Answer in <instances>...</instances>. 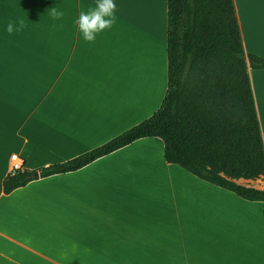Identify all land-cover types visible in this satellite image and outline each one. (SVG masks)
Here are the masks:
<instances>
[{
    "label": "crops",
    "instance_id": "0c3cea01",
    "mask_svg": "<svg viewBox=\"0 0 264 264\" xmlns=\"http://www.w3.org/2000/svg\"><path fill=\"white\" fill-rule=\"evenodd\" d=\"M233 1L245 51L264 58V0ZM114 2L116 22L86 41L75 21L96 0H0V264H264L231 234L235 219L251 224L264 251V225L239 217L249 208L264 224V201L166 162L159 137L3 193L12 154L40 172L160 108L167 0ZM51 7L64 15L53 20ZM248 74L264 147V68Z\"/></svg>",
    "mask_w": 264,
    "mask_h": 264
},
{
    "label": "trees",
    "instance_id": "16d2710c",
    "mask_svg": "<svg viewBox=\"0 0 264 264\" xmlns=\"http://www.w3.org/2000/svg\"><path fill=\"white\" fill-rule=\"evenodd\" d=\"M167 88L150 117L100 146L40 168L46 177L78 170L131 142L159 137L163 157L199 179L247 201L264 190L238 180L264 179V147L248 66L264 58L245 51L233 0H167ZM30 170L3 180L8 194L31 181Z\"/></svg>",
    "mask_w": 264,
    "mask_h": 264
},
{
    "label": "clouds",
    "instance_id": "9594fccd",
    "mask_svg": "<svg viewBox=\"0 0 264 264\" xmlns=\"http://www.w3.org/2000/svg\"><path fill=\"white\" fill-rule=\"evenodd\" d=\"M116 7L114 0H96L95 7L90 8L87 12L81 11L75 23L82 33L83 39L93 41L97 33L111 27L116 22ZM49 14L53 20H58L64 15L62 10H58L55 7L49 9ZM23 27L24 21L18 19L15 30L19 32ZM13 30L14 25L10 22L6 26V31L11 33Z\"/></svg>",
    "mask_w": 264,
    "mask_h": 264
},
{
    "label": "rangeland",
    "instance_id": "374dc122",
    "mask_svg": "<svg viewBox=\"0 0 264 264\" xmlns=\"http://www.w3.org/2000/svg\"><path fill=\"white\" fill-rule=\"evenodd\" d=\"M238 182H239V183H242V184H246V185H250V184H251V181H245V180H239ZM254 184L256 185V188H257L258 185H259L256 181H255ZM259 189H260V188H259ZM227 202H229V201H227ZM231 202H232V201H231ZM240 208H242L241 210H246V211H241L240 214H239V217L243 218V220H247V221L251 222L252 225H254V226H257V225H259V226L264 225L263 222L261 221L260 213L253 214L252 211H254V210H250L249 208L245 209L244 207H240ZM250 211H251V212H250ZM249 214H250V216H249ZM232 215L235 216L236 214H232ZM233 221H234V220H233ZM233 223H234V222H233ZM238 223H239V220H236V219H235V225H236V227H237V230H236L235 225L233 224V227H232V230H231V234L233 235L234 240L238 242V245H239L241 251H246L249 247L252 248L251 244L254 245V246H255V244L259 245L258 242H255V241H254V242H251V241H250V239H251V240H252V239H254V240H258V237L253 236V235H255V234H252V232H250V230H251L252 228L248 230V228L245 227V225H247V224H243V225H242V222H240V223H241L240 226H243V228H241V227L239 226V229H238ZM248 226H249V225H248ZM244 228H245V229H244ZM241 229H242L243 231H242ZM253 233H255V232H253ZM238 235H239V236H238ZM241 235H242V236H241ZM256 235H257V234H256ZM240 237H241V239H240ZM246 237H247V238H246ZM238 238H239V240H238ZM248 242H250V244H249ZM249 245H250V246H249ZM254 246H253L254 250L251 249L252 251H255V250L257 249V251L259 250V251L263 252V254H262V253H260V252L258 251V252H259L258 256H259V255H264V251H262L263 249L261 248V245H259L258 248H257V246H255V247H254ZM255 248H256V249H255ZM249 249H250V248H249ZM249 249L247 250V252H250V253L252 254V252L249 251ZM257 251H255V252L258 253ZM250 253H249V255H251ZM256 253H255V256H256ZM251 256H252V255H251ZM262 257H263V256H262Z\"/></svg>",
    "mask_w": 264,
    "mask_h": 264
},
{
    "label": "built area",
    "instance_id": "2783aa9c",
    "mask_svg": "<svg viewBox=\"0 0 264 264\" xmlns=\"http://www.w3.org/2000/svg\"><path fill=\"white\" fill-rule=\"evenodd\" d=\"M10 160L12 161L11 168H10L12 173L18 170H23L22 159L17 154H12L10 156Z\"/></svg>",
    "mask_w": 264,
    "mask_h": 264
},
{
    "label": "bare ground",
    "instance_id": "6f19581e",
    "mask_svg": "<svg viewBox=\"0 0 264 264\" xmlns=\"http://www.w3.org/2000/svg\"><path fill=\"white\" fill-rule=\"evenodd\" d=\"M240 224H241V223H240ZM242 225H243V223H242ZM249 225H251V224H249ZM240 227L243 228V226H240ZM246 227H248V226H246ZM252 227H253V226H252ZM248 228H249V227H248ZM244 229H245V228H244ZM250 229H251V228H250ZM252 229H253V228H252ZM252 229H251V230H252ZM256 229H257V227H256ZM258 229H262V228L258 227ZM258 229H257V230H258ZM241 230H242V229H241ZM253 230H254V229H253ZM262 230H263V229H262ZM238 236H239V235H238ZM241 236H242V235H241ZM246 238H247V237H246ZM240 239H241V237H240ZM250 241H251V242H254L255 240H254V239H252V240L250 239ZM255 242H256V241H255ZM248 243L250 244V242H248ZM249 246H250V245H249ZM251 246H252V248L249 247L250 249H249V248H248V249H249V251L252 252V254L255 255V253H256L255 251H257V249L255 248L256 250H255V251H252L251 249L254 250V248H253L254 245L251 244ZM255 246H257V248H258L259 245L255 244ZM255 246H254V247H255ZM261 247H262V246H261ZM248 249H247V250H248ZM258 251H259V250H258ZM258 251H257V252H258ZM262 251H263V250H262ZM259 252L263 254V252H261V251H259ZM259 252L256 253L257 257H258ZM248 253H250V252H248ZM250 254H251V253H250ZM252 254H251V255H252ZM254 255H252V256H254ZM262 256H263V258H264V255H261V257H262ZM254 257H255V256H254ZM257 257H255V258H257ZM256 262H258V261H256Z\"/></svg>",
    "mask_w": 264,
    "mask_h": 264
},
{
    "label": "water",
    "instance_id": "95a60500",
    "mask_svg": "<svg viewBox=\"0 0 264 264\" xmlns=\"http://www.w3.org/2000/svg\"><path fill=\"white\" fill-rule=\"evenodd\" d=\"M39 176V171L38 170H34L33 172H32V174H31V177L32 178H37ZM239 181V180H238ZM250 186H252L251 184H250Z\"/></svg>",
    "mask_w": 264,
    "mask_h": 264
}]
</instances>
